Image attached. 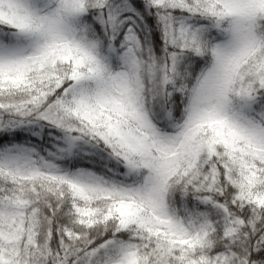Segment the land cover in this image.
I'll use <instances>...</instances> for the list:
<instances>
[{
  "label": "snow or ice",
  "instance_id": "1",
  "mask_svg": "<svg viewBox=\"0 0 264 264\" xmlns=\"http://www.w3.org/2000/svg\"><path fill=\"white\" fill-rule=\"evenodd\" d=\"M0 264H264V0H0Z\"/></svg>",
  "mask_w": 264,
  "mask_h": 264
}]
</instances>
